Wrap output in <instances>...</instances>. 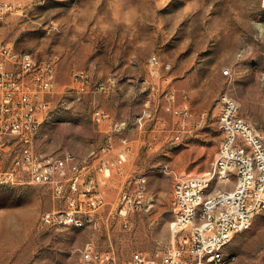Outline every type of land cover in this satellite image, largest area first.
<instances>
[{
	"label": "rangeland",
	"instance_id": "1",
	"mask_svg": "<svg viewBox=\"0 0 264 264\" xmlns=\"http://www.w3.org/2000/svg\"><path fill=\"white\" fill-rule=\"evenodd\" d=\"M15 1L23 9L0 14V41L56 63L49 110L34 147L80 157L102 141L94 110L132 119L127 174L132 188L144 180L152 204L103 224L101 216L111 211L118 191L115 182L103 185L93 172L107 201L96 214L98 226L55 228L40 223L41 213L62 205L49 185L24 176L0 184V264H77L88 242L112 259L98 264H128L134 252L159 261L170 244L173 178L168 170L200 174L210 168L220 139V95L231 96L240 115L264 136V1ZM153 55L162 63L159 74H170L175 103H188L187 118L165 110V87L149 63ZM78 69L89 77L84 91L72 78ZM108 76L115 78L110 91H95L92 83ZM144 110L150 117L140 127L134 121ZM10 157L1 158L8 164ZM224 252L243 264H264V212L249 229L235 233Z\"/></svg>",
	"mask_w": 264,
	"mask_h": 264
},
{
	"label": "built area",
	"instance_id": "2",
	"mask_svg": "<svg viewBox=\"0 0 264 264\" xmlns=\"http://www.w3.org/2000/svg\"><path fill=\"white\" fill-rule=\"evenodd\" d=\"M22 9L15 0H0V14H15ZM50 29L57 30L52 25ZM149 63L152 73L161 78L165 87V110L187 118L189 105L175 103L170 74H159L162 63L155 55L149 58ZM164 69L169 71L170 67ZM55 71L53 59L32 58L29 52L0 41V184H15L24 176L30 183L49 185L52 196L62 205L41 213L42 225L98 226L96 214L107 201L92 173L109 178L111 167L121 173L128 140L120 138L117 161L111 162L102 157L113 150L110 137L98 150L101 156L91 152L78 157L70 151L54 155L36 149L34 138L49 110L47 94L53 90ZM227 73L223 70V74ZM72 78L81 91L90 83L82 69L74 70ZM114 83V76H108L94 81L92 86L97 92L107 93ZM148 117L150 113L144 110L134 122L141 127ZM92 119L95 124L109 123L112 134L127 127L126 122L114 121L102 108L94 110ZM217 125L220 139L207 171L189 174L168 170L173 178L170 244L161 251L159 261L134 252L128 264H228L223 261V254L233 235L249 229L253 218L264 212V136L240 115V109L230 106L227 93L219 97ZM10 153L6 164L1 157ZM206 179H214L212 191H205ZM228 182L236 183L234 194L218 190V183ZM214 192H223V199H214ZM113 206L109 215L115 218H126L133 211L146 209L144 180H137L133 188L123 187ZM111 260L88 242L77 264Z\"/></svg>",
	"mask_w": 264,
	"mask_h": 264
},
{
	"label": "crops",
	"instance_id": "3",
	"mask_svg": "<svg viewBox=\"0 0 264 264\" xmlns=\"http://www.w3.org/2000/svg\"><path fill=\"white\" fill-rule=\"evenodd\" d=\"M103 109V108H102ZM105 111H107L106 109H104ZM108 112V111H107ZM109 113V112H108ZM110 114V113H109ZM111 115V114H110ZM111 117L113 118L114 121H118V122H126L127 127L120 133H115L112 134L111 133V125L109 123H103V124H96L99 129H103L104 134L102 135V141L100 143V145L96 148L91 149L89 152H87L86 154L82 155V156H86L88 154H90L91 152H96L97 156H101V154H99V148L102 146V144L106 141L107 137H110V140L112 142L113 145V150L109 151L107 154L103 155L102 157L108 161H117V156H118V151L121 149L120 146V138L121 137H125L128 140V153H126L125 155V160L121 165V173L117 172L116 169L114 167L110 168V177L106 178L101 176V174H97V177H99L103 183V185H105L106 183H114L116 184L117 191L119 194V191L123 188V187H127L131 185V181L132 179L128 177L127 174V165L129 163L130 158L132 157L133 154V143H132V119L131 121H129L128 119L125 118H121V117H114L111 115ZM146 122V120H145ZM80 156V157H82ZM97 162V160H96ZM98 188L103 192L104 196V190L102 188H100V186H98ZM172 188H170V191H172ZM106 198V197H105ZM151 199V198H150ZM150 199H148L146 197V205H147V209H149V206H151V201ZM114 207V206H113ZM109 217H111L109 215V212L107 214H103L101 216V221L104 224L106 222V219H108ZM112 218V217H111Z\"/></svg>",
	"mask_w": 264,
	"mask_h": 264
},
{
	"label": "bare ground",
	"instance_id": "4",
	"mask_svg": "<svg viewBox=\"0 0 264 264\" xmlns=\"http://www.w3.org/2000/svg\"><path fill=\"white\" fill-rule=\"evenodd\" d=\"M52 26L56 28L55 25ZM30 56H32V58H36L32 53H30ZM164 66L171 67L169 63L165 64ZM228 102L230 106H232V108L239 109L238 103L229 95H228ZM213 189H214V179H206L205 191H212ZM218 190L226 191L227 194H234L236 191V183L235 182L218 183ZM214 199H223V192H214ZM223 261H228V264H241V262L238 261L237 257L234 254H225V252L223 254Z\"/></svg>",
	"mask_w": 264,
	"mask_h": 264
}]
</instances>
